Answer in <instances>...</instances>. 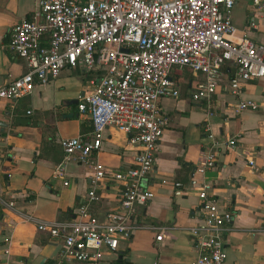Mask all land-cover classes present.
Returning a JSON list of instances; mask_svg holds the SVG:
<instances>
[{"label": "crops", "instance_id": "1", "mask_svg": "<svg viewBox=\"0 0 264 264\" xmlns=\"http://www.w3.org/2000/svg\"><path fill=\"white\" fill-rule=\"evenodd\" d=\"M35 0H0V77L9 80L26 71V62L5 49L14 22L29 16ZM231 21L237 30L234 40L246 36L264 45V14L253 10L250 0H236ZM250 21L254 26H247ZM41 44L47 43L46 36ZM231 67L221 69L220 81L206 111L204 101L193 100L197 76L184 67L171 74L179 95L159 100L166 127L159 140L155 165L143 185L153 194L136 207L128 238L117 241L114 252L103 259L113 264H191L196 254L190 228L202 222L203 210L195 187L210 183L220 206L232 215L222 248L225 264H264V77L248 80L237 94L227 88ZM89 74L77 67H65L58 76L34 85L21 99H0V263L52 264L61 241L37 223L77 218L80 204L101 220L117 206L118 183L103 177L96 180L86 164L69 160L61 165V177L54 169L62 163L57 143L69 136H86L91 131L86 115L76 102ZM238 99H251L256 109L234 111ZM29 111V113H26ZM29 119V122L26 121ZM205 123L219 143L216 165L202 174L195 171L208 141ZM235 139L231 148L225 146ZM133 151L126 135L105 126L95 159L109 171H123L132 165ZM253 159L256 170L249 167ZM5 175V177H4ZM94 189L97 200L88 201ZM11 205H7V202ZM158 227L162 238L154 239Z\"/></svg>", "mask_w": 264, "mask_h": 264}, {"label": "built area", "instance_id": "2", "mask_svg": "<svg viewBox=\"0 0 264 264\" xmlns=\"http://www.w3.org/2000/svg\"><path fill=\"white\" fill-rule=\"evenodd\" d=\"M235 1L35 0L32 13L11 25L5 49L26 62V71L9 80L0 77V99L28 96L34 85L53 80L67 66L89 74L76 108L87 116L92 131L57 141L63 156L54 175L61 177V165L71 159L88 165L96 180L109 177L119 186L117 206L101 220L83 203L77 218L37 223L36 228L61 241L52 264H113L103 259L104 252H114L117 241L128 238L136 207L153 197L143 183L166 127L159 100L179 95L170 74L175 67L197 76L192 99L204 101L207 112L225 64L232 69L227 88L233 94L244 82L264 77V45L244 35L234 40ZM250 1L255 12L264 14V0ZM43 36L46 44L40 42ZM246 108L257 105L251 99H238L234 105L235 112ZM107 125L124 133L133 151L132 165L123 171H109L94 157ZM204 125L208 141L195 167L198 174L217 162L219 141L211 126ZM234 144L233 138L225 141L227 148ZM248 163L256 170L253 159ZM195 191L203 216L190 228L196 254L191 264H225L222 244L231 212L220 206L208 181H200ZM87 195L88 201L98 199L94 189ZM0 203L5 204L3 199ZM157 229L154 239L159 241L165 227Z\"/></svg>", "mask_w": 264, "mask_h": 264}, {"label": "water", "instance_id": "3", "mask_svg": "<svg viewBox=\"0 0 264 264\" xmlns=\"http://www.w3.org/2000/svg\"><path fill=\"white\" fill-rule=\"evenodd\" d=\"M79 94L81 95V94H82V91H80ZM76 101H77L76 99H71V100H70V102H76ZM26 121L29 122V119H26ZM4 177H5V175H4Z\"/></svg>", "mask_w": 264, "mask_h": 264}, {"label": "rangeland", "instance_id": "4", "mask_svg": "<svg viewBox=\"0 0 264 264\" xmlns=\"http://www.w3.org/2000/svg\"><path fill=\"white\" fill-rule=\"evenodd\" d=\"M185 68V67H184ZM187 70V69H186Z\"/></svg>", "mask_w": 264, "mask_h": 264}]
</instances>
